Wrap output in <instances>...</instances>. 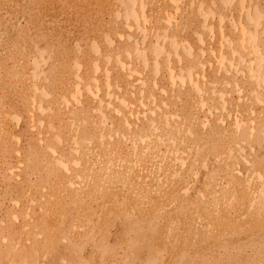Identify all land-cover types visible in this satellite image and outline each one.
Instances as JSON below:
<instances>
[{"label":"bare ground","instance_id":"bare-ground-1","mask_svg":"<svg viewBox=\"0 0 264 264\" xmlns=\"http://www.w3.org/2000/svg\"><path fill=\"white\" fill-rule=\"evenodd\" d=\"M0 264H264V0H0Z\"/></svg>","mask_w":264,"mask_h":264}]
</instances>
